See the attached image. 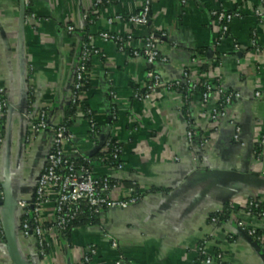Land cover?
I'll use <instances>...</instances> for the list:
<instances>
[{"label":"crops","instance_id":"1","mask_svg":"<svg viewBox=\"0 0 264 264\" xmlns=\"http://www.w3.org/2000/svg\"><path fill=\"white\" fill-rule=\"evenodd\" d=\"M23 1L22 24V0H0V83L7 92L0 142V228L4 235L9 216L19 252L29 264H78L91 245L98 250L93 264H201L202 242L213 256L224 255L221 264H264V249L242 237L236 215L221 225L210 220L227 202L238 209L250 198L264 197L263 188L215 176L235 171L264 179V0H151L150 22L138 28L109 21L138 14L145 0H103L99 7L96 0ZM219 9L240 14L224 38L213 17ZM102 32L132 39L120 51L101 38ZM152 33L160 37L158 50L166 61L149 66L131 51ZM85 37L100 51L92 61L86 95L100 135L97 141L90 139L78 109L67 156L92 157L107 141L120 143L123 168L114 174L135 184L141 199L127 209L108 210L100 226L77 228L63 238L51 232L49 254L41 257L35 240L21 235L20 203L33 197L54 134L50 129L32 134V124L41 110L48 111L50 128L62 123ZM254 37L257 47L252 46ZM151 68L165 86L205 79L239 97L218 122L211 120L214 100L204 104L195 96L188 101L174 89L161 88L152 100L139 101L136 88L143 90ZM189 130L195 132L192 140ZM93 172L103 176L112 170L95 160ZM124 195L121 188L113 193ZM246 223L264 230V220ZM0 264H13L1 234Z\"/></svg>","mask_w":264,"mask_h":264},{"label":"built area","instance_id":"2","mask_svg":"<svg viewBox=\"0 0 264 264\" xmlns=\"http://www.w3.org/2000/svg\"><path fill=\"white\" fill-rule=\"evenodd\" d=\"M186 0H183V4ZM103 4V0H96L95 7H99ZM151 0H145L142 10L132 16L123 17L116 16L110 23L115 20L126 21L134 28L143 27L149 24L151 18ZM258 17H261L260 12H256ZM240 14L230 13L225 10L213 11V17L216 18L221 28V38H224L229 33L231 23L239 18ZM34 17V15L32 16ZM68 31L73 33L75 28L73 26L68 27ZM101 38L106 42L115 43L120 51L126 48L127 41L132 39V35L124 37L114 36L107 32L100 34ZM220 38V39H221ZM90 43L84 44L81 47L80 55L77 61L75 70V80L73 85V93L70 98L71 104H80L86 101L87 93L83 91L86 80H91L92 70L87 65L91 63L94 58L99 56L100 51L97 50L91 43L92 38H87ZM160 37L156 33L149 34L144 40L140 42V48L134 49L131 55L134 57L144 58L149 66H154L157 62H165L158 50V43ZM252 46L257 47V38L254 37ZM181 82H175L170 85H163L160 76L154 71L149 70L146 75V80L143 86L144 93L136 91L135 98L139 101L148 102L157 94L158 90L164 88L166 90H173L181 86ZM186 85L191 89H196L198 83L187 81ZM205 93L201 96L204 104L212 103L215 101V105L211 110V120L218 122L221 117L225 116L227 107L236 99L238 94L227 93L219 85L212 86L210 82H205ZM259 97V93L256 94ZM217 98V99H216ZM7 107L6 101V89L3 85H0V142L3 137V114ZM87 123L91 134H95L98 131L97 119L88 111ZM39 125L35 127V132H41L45 130H52L56 135L55 146L47 154L45 159V167L41 171L40 179L37 183L34 202L30 200H22L20 203L21 209L32 208L30 215L33 217V221H26L21 227V234L23 238H34L37 240L38 251L40 255H43L42 248L46 244L47 237L51 232H61L66 228L67 224L74 218V209L79 205L85 203L97 214L105 213L110 209H127L129 206L135 204L138 197L133 196L127 201L112 200L110 188L108 186V180H103V191H107L106 195L102 196L99 193V179L95 177L93 170L79 168L75 169L74 164L71 162L70 157L67 156L66 147L71 142L72 136L68 134L65 124L61 123L54 128H50L48 113L46 111L40 113ZM195 132L189 130L188 137L190 140L194 137ZM84 158V157H83ZM85 159V158H84ZM116 160V171L123 168L122 161L119 160L118 150L114 155ZM88 164L92 166V163L87 160ZM59 171H67V174L63 175L58 173ZM134 192V191H132ZM253 203H250L252 206ZM52 206V212L56 213L59 221L56 228L44 229L43 228V215L47 212L48 208ZM51 212V213H52ZM243 213V212H242ZM244 214V213H243ZM211 214L210 220L214 225H221L223 222L220 219V210L216 211L215 215ZM250 215V214H249ZM261 220H264V213L260 216ZM238 226L241 230L245 231L250 237L256 233V229L248 226L246 223L239 222ZM112 247L117 248V243L112 240ZM201 255L205 258L201 261V264H215L213 255L207 253V249L204 247L200 249ZM98 255L97 247L91 245L87 249V253L83 258L84 263H92V259ZM220 257V256H219ZM79 264V263H78ZM115 264H122L121 261Z\"/></svg>","mask_w":264,"mask_h":264},{"label":"trees","instance_id":"3","mask_svg":"<svg viewBox=\"0 0 264 264\" xmlns=\"http://www.w3.org/2000/svg\"><path fill=\"white\" fill-rule=\"evenodd\" d=\"M90 41L87 39V37H85L83 39V42L81 44V47L84 44H89ZM81 47H80V51H81ZM132 52V51H131ZM89 68H91L92 66V62L87 65ZM150 70H153L152 68ZM203 71H206V68L203 69ZM205 82H210L212 84V86H218L217 83H215L214 81L211 80H202L198 83V86L196 87V89H191V87H189L188 85H184L181 84V86L177 87L176 91L180 92L188 101L192 100L195 96H198L201 98V96L205 93ZM90 80H86L85 85L83 87V91L88 93L90 90ZM1 85V83H0ZM136 91L141 92L142 94L144 93L143 90H139L138 88H136ZM217 99V98H216ZM78 109H81L83 111L84 114V118L87 121V118L89 116L88 111H90L92 113L93 116H95V114L90 110V108L88 107V105L86 104V101L81 102L80 104H69L68 105V109L65 112L64 118L62 120V123L65 124L66 130L68 132V134H70V127L73 125L74 123V118L76 117L77 111ZM46 111L48 113L47 110H41L38 114L37 117L35 118L34 122H33V129H32V134H36L37 132H35V127L37 125H39L40 122V113ZM49 118V116H48ZM96 118V116H95ZM98 125V123H97ZM99 127V126H97ZM90 132V130H89ZM100 135V130L98 128L97 133L95 134H91L90 132V139L92 141H97ZM55 138L56 135H54V140H53V147L54 148V142H55ZM116 150H118V156H119V160H121V156H122V146L120 143L114 141V140H109L107 141V143L97 152V154H95L92 157H79V158H72L71 162L74 164L75 169H79V168H85V169H89V170H93V161H99L101 162L103 165H105L106 167H109L112 170L111 174H106L103 176H96L95 177L99 179V193L104 196L106 195L107 191H103L104 187H103V180L107 179L108 180V186H109V190L111 192V196H112V200H120V201H127L129 200L131 197L136 196L138 197L137 202L141 199V194L139 193L138 187L135 184H131V183H126L123 182L122 180L118 179L117 176L114 174L116 172V160L114 159V155L116 153ZM87 160H89L92 163V166L88 164ZM58 173L60 174H67V171H59ZM94 173V172H93ZM121 188L122 190H124L125 195L121 198H117L115 196H113V193L115 192V189ZM264 189V186L260 187L259 189ZM134 191V192H132ZM136 202V203H137ZM253 203L252 206H250V203ZM21 209V208H20ZM32 211L31 207H28L27 209H21L20 212V219H19V225L22 227V225L26 222H32L33 221V217L30 215V212ZM53 211V210H52ZM244 214H243V213ZM216 211L213 212L212 214L215 215ZM242 213V214H241ZM264 213V197H253L248 199L245 204L241 207V208H234L230 202H227L222 210L220 211V219L223 223L232 221V219L234 218V215L237 216V223L239 224V222L245 223L246 222H250L254 219H260L261 214ZM104 213L101 214H97L95 213L90 206L86 205L85 203L81 204L78 206V208L74 209V218L67 224L66 228L62 229V231L59 233L57 232L60 236L63 237H68L70 232L74 229L77 228H82V227H87V226H100L101 225V217L103 216ZM250 214V215H249ZM212 215V216H213ZM59 221L57 219V215L56 213L52 212L47 213L44 212L43 215V228L44 229H52V228H56L58 225ZM0 234L1 236L4 238V235L1 231L0 228ZM258 245H260L263 249H264V230H257L256 233L251 237ZM33 240H35L34 238H32ZM206 242H202L201 244H199V254L201 257V260H203L205 258L204 255H201L200 253V249L202 248H206L205 246ZM35 246L38 249V244H37V240H35ZM207 249V248H206ZM50 248L48 245V240H46V244L44 245V247L42 248V253L43 255H41V257H45L49 254ZM207 253L209 255H212L211 252H209L207 250ZM220 256V257H219ZM96 258V257H95ZM92 259V263H84L83 260H81V262L79 264H93V260ZM215 263H223L224 261V255H221L220 252H216V254L213 256Z\"/></svg>","mask_w":264,"mask_h":264},{"label":"water","instance_id":"4","mask_svg":"<svg viewBox=\"0 0 264 264\" xmlns=\"http://www.w3.org/2000/svg\"><path fill=\"white\" fill-rule=\"evenodd\" d=\"M22 21L21 23L23 24L24 19H25V5H24V1L22 0ZM7 95V92H6ZM41 173L39 174V176L37 177V183L40 179ZM216 178L219 179H223V180H229L231 182H238V183H242L245 184L247 186H252L255 188H260L262 186H264V179H261L258 176H255L254 174H250V173H239V172H235V171H220V172H216L215 173ZM37 183L34 187L33 190V197L31 199V202H34V198H35V192H36V188H37ZM4 238L6 241V249H7V253L8 256L11 260V263L13 264H29V262L22 256V254H20L19 252V248H18V243H17V237H16V229L14 227L13 221L11 220V218L9 216H5L4 218ZM19 228L21 230V226L19 225ZM240 234L242 235V237L245 238V240H247L250 244H254L252 238L243 230L239 229ZM22 235V234H21Z\"/></svg>","mask_w":264,"mask_h":264}]
</instances>
